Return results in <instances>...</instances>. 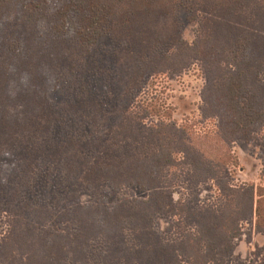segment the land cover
<instances>
[{
    "label": "rangeland",
    "instance_id": "obj_1",
    "mask_svg": "<svg viewBox=\"0 0 264 264\" xmlns=\"http://www.w3.org/2000/svg\"><path fill=\"white\" fill-rule=\"evenodd\" d=\"M30 1L34 0L21 3L37 4ZM55 1L52 7L39 5L36 22L31 21L29 7L22 9L18 3L13 4L5 13L6 21L1 27L4 33L0 37V69L10 68L14 57L10 56V42L5 39L9 37L16 62L22 60L21 69L30 64L45 65L59 78V90L52 95L59 109L55 114V109L42 100L47 84L38 73L26 79L17 73L14 76L13 71L6 75L3 70L0 72V160L8 152H14L17 160L15 176L0 178V264H51L45 253L55 255L59 264H84L69 253L72 245H82L84 240H88L89 247L103 250L95 258L92 254L87 256L90 264H114L108 257L100 256L107 255V236L109 232L116 233L117 225L110 220L105 222L106 216L95 212L96 209L101 212L104 203L100 198L103 194L95 186L105 185H93L96 182L89 173L99 154L96 151L112 153V145L119 140L121 147L133 144L137 128L127 124L128 116L141 115L153 107L167 123L185 126L196 144L215 137L212 134L219 130L220 117L206 115L213 112L207 108L208 99L206 106L203 103V90L213 82L221 83L219 78L229 65L235 69L227 60L230 52L233 56L246 54L247 60L261 66L257 76L264 79V0L249 1L256 2L258 7L242 0H165L162 5L166 14L151 16L154 25H140L138 32L129 29V34H119L116 18L109 17L102 37L92 46L94 51L86 56L80 55L81 47L74 41L76 25L70 22H74L75 12L69 10L59 16L63 28L57 25L60 24L57 18L50 21L64 4L63 0ZM200 44L211 57L214 67L210 73L203 69L196 54L192 57L177 51L170 62L156 60V50H167L170 54L174 48H199ZM243 48L246 50L242 51ZM248 50L255 57L245 53ZM153 67L163 72L162 75L150 77ZM143 72L147 75L140 76ZM9 78L13 81L7 83ZM211 96H215L214 92L206 91L205 97ZM117 113L121 119L113 125ZM66 114H73L75 119L66 121ZM79 115L86 118L87 123L82 127L77 126L81 122ZM159 117L153 115L144 123H155ZM207 132L213 133L204 137ZM93 142H99L100 149L94 144L87 147ZM138 143L131 147L134 154ZM221 147V155L225 151L226 157L212 156L227 167L221 171L225 183L229 181L230 186L245 188L254 186L256 192L264 193V128L251 144L235 139L229 147ZM84 149L91 150L88 161H83V151H87ZM201 149L211 155L206 146ZM57 168H62L61 172ZM191 175V170L176 168L166 179L168 190L174 192L175 204L187 208L186 213L173 218L168 210L176 206L166 205L167 212L154 220L153 233L137 231L138 239L126 231L127 248L114 249L108 254L115 257L116 264H167L170 251L179 244L176 241L181 239L183 231L195 233L197 222L205 220L207 224L226 226V217L215 211L224 200L217 183L203 181L202 177L197 180ZM74 193L76 199H71L69 195ZM147 194L138 188L125 187L118 194L107 195L105 203L111 207L118 196L131 199L134 195L145 198ZM79 205L85 207L77 210ZM209 208L216 214H207ZM239 229L240 235L231 242L234 253L229 259L223 258L225 263L264 264V235L249 218L240 221ZM48 231L62 238L55 239ZM143 242L152 246L147 249Z\"/></svg>",
    "mask_w": 264,
    "mask_h": 264
},
{
    "label": "trees",
    "instance_id": "obj_2",
    "mask_svg": "<svg viewBox=\"0 0 264 264\" xmlns=\"http://www.w3.org/2000/svg\"><path fill=\"white\" fill-rule=\"evenodd\" d=\"M34 1H36L37 4H24L23 6L21 3L23 0H0V37L2 33H4L3 28H1L6 21L4 15L13 4L18 3L22 9L23 7H29V10L32 11L29 15L33 22H36V11L39 9V5L44 8L55 6L54 0H50V2H47V0ZM34 1L28 3H35ZM57 1L60 2V0H56L55 2ZM63 1L64 4H62V9L59 10L50 21H52L54 17L57 18L58 23H60L57 25L63 28L59 16L67 13L69 10L75 12V20L70 23L76 25L74 26L76 27V30H74L75 36L73 37L75 43L81 47L79 48L81 50V56H86L94 51L92 46H95L102 37L104 27L108 25L109 17L114 16L116 18L114 21L119 34L121 32L129 34V29H132L134 33L138 32V27L140 25H154V20L151 16L156 15L159 17V15L166 14V9L162 5L165 3V0H140L138 2L137 0ZM242 1H248V5L253 4L255 7H258V4L254 1ZM51 16L52 14L49 18ZM224 17H226V15ZM49 18H47V20ZM76 18L78 23L76 22ZM52 30L55 29L52 27ZM18 33L20 34L22 31ZM62 33H64V30ZM5 39L10 42L8 46L9 53L11 57H14L11 61L10 68L2 67L0 72L3 70L2 72L6 75L7 73L9 74L10 71H13L14 76L17 73L20 78V75H22L26 79L32 76L36 77V73H38L40 75L39 77L44 79H41V81L47 84V91L44 92L42 100L47 103L48 106L55 109L54 113L56 114V109H59V107L52 95L59 90V78L45 65L30 64V66H26L25 70L21 69L23 68L20 65L22 60L18 62L15 60L16 52L12 48V39L9 37ZM194 44L198 47L197 41ZM238 47H245V44H238ZM245 50L246 48L242 49V51ZM250 50L245 53L255 57V53L253 51L250 53ZM177 51L179 53L186 52L187 56L192 55V57L196 54L199 63H203V69L206 73H210V69L214 67L209 60L211 57L207 52L202 50L201 44L199 48H184L182 50L181 48H174L170 54L167 50H156V60L170 62L175 57ZM25 55H27V59H29L28 54ZM21 59H23V57ZM227 60L230 61V64H232L235 69L229 65L228 68L223 70V75L219 78L221 83L213 82L210 87L207 85L203 90V103L205 106L207 103V108L213 112V114L206 115L220 117L219 130L217 129V132L212 134L215 137L205 138L202 141L199 140L198 145L194 137L189 135L185 126L182 125L179 127L174 122L167 123L164 119L159 117V110H155L153 107L151 111L144 110L141 115L130 114L128 116L127 124L132 128H137L136 136L133 137V139H135L133 144L127 147H121L123 144H120L121 142L119 140L114 143L115 146L112 145L114 147H112V153L107 151L101 152L100 150L96 151V153L99 154L95 157L93 165L91 164V172L89 171V173L91 175L93 174L92 176L94 178L92 180L96 182V184L93 185L101 183H105V185L95 186V189L103 194L100 198L102 202H104L102 203L103 207H101V212L99 209H96L95 212L96 214L105 215V222L110 220L117 225L116 233L109 232L107 236V255L104 253L100 256L108 257L116 264L115 257L111 258L108 254L114 249L127 248L124 237L125 232L131 231L138 239L139 236L137 231L139 234L141 230L152 231L153 233L154 220L158 216L163 215L161 213L167 212L165 210L166 205H169V207L176 206L175 209L170 208V210H168L173 218L174 216L186 213L185 210L187 208H184L179 203L175 204L174 192L168 190L169 187L166 182V179L169 177V172L176 168L191 170V177L194 176L197 180L198 177H202L203 181L213 180L217 183V187L221 193L223 192L222 196L224 200L221 203L222 207L215 211L226 217L227 224L226 226L217 225L213 222L207 224L208 220H205L204 222H197L198 224H196V227H198V230L195 233L186 230L183 231L181 233V239L176 241L179 242V244L176 246L173 245L170 251L169 258L166 262L167 264L169 260L171 261L170 264H227L223 258L229 259L233 255L234 252L231 251L233 247L231 242L241 233V229H239L240 221L247 218L251 219V223L253 221V225L257 231L264 235V193L256 192L254 186L245 188L233 185L230 186L229 181L225 183V180L222 179L221 171L225 170L227 167L221 160L212 156L215 155L225 158L226 152L224 151L221 155V150L223 149L221 146L224 148L225 146L229 147L235 139L244 140L246 143L251 144L264 128V90H262L264 89V79H259V76H257V70H259L261 66L247 60L246 54L244 56H233L232 52H230ZM125 71L126 73L128 72V70L124 68V73ZM150 73V77H157L162 75L163 72L159 71L157 67H153ZM145 75H147V73L143 72L140 76ZM13 78L7 79L6 82L10 83L11 80L13 81ZM208 90H212L215 96L209 98L205 97V93ZM206 99L208 100L205 103ZM153 115L159 117L157 121H155V123L150 122V124H145L144 120ZM77 118L81 121L77 126L82 127L87 123L85 116L79 115ZM64 119L70 121V119L74 120L75 117L73 114H66ZM117 119H121L118 113L112 119L113 125L116 124ZM209 133L213 132H207L204 137H207ZM214 138H216V140H214ZM137 141L139 142L138 148H136L137 154H134L131 147L134 146ZM91 144L95 146L98 145V149H100L99 146H102L99 142H93L89 143L87 147ZM203 146H206L211 155L201 149ZM84 150L87 151H83L85 156L83 161H88L89 157H91V150ZM101 154L103 155L101 156ZM14 155V152H8L6 158L0 160V164H2L0 168V178L3 180L6 178L12 179L16 174L17 160H15ZM57 169L61 172L62 168ZM187 174H189V171H187ZM87 180L92 184L90 179ZM124 186L128 189L138 188L149 194H147L145 198H138L134 195L131 196V199L127 196H118L115 199L117 202L114 205L111 204L112 206L109 207V203H105L106 196L112 192L118 194L120 190L122 191L125 188ZM75 194L76 193H74V195L70 194L69 197L71 199H76ZM134 205L135 207H133ZM152 206H154L156 210L152 208ZM84 207V205H79L77 210H82ZM152 209H154V212H151ZM213 210L214 209L209 208L205 212L207 214H216ZM33 211L36 212L37 210ZM40 212H42V210H40ZM48 232L52 234V237L55 239L62 238L61 235L53 231ZM114 234L116 238L112 237ZM45 242L51 244L50 241ZM142 245L147 249L152 246V244L147 242H143ZM90 247L88 240H84L82 245H72L71 248H69V253L73 258L79 257V259H82L84 264H90L91 261L87 259V256L92 254V257L95 258L98 255L97 253L103 251L101 247H91V249H89ZM51 249L53 248L51 247ZM126 250L131 251L132 249ZM165 253L167 252L165 251ZM44 256L52 260L51 264H55L58 260L55 255H51L50 253H45ZM218 256L220 257L218 258ZM181 259H183L185 263H183L184 261H181ZM57 264H59V262Z\"/></svg>",
    "mask_w": 264,
    "mask_h": 264
}]
</instances>
